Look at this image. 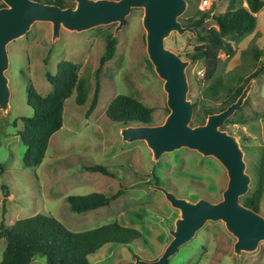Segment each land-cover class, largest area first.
Masks as SVG:
<instances>
[{
    "label": "rangeland",
    "instance_id": "374dc122",
    "mask_svg": "<svg viewBox=\"0 0 264 264\" xmlns=\"http://www.w3.org/2000/svg\"><path fill=\"white\" fill-rule=\"evenodd\" d=\"M185 1L186 9L178 21L185 27L188 20H198L199 13H204L208 18L197 30L201 35L202 30L216 28L210 16L223 14L228 6V0ZM142 16V9L131 10L116 34L117 24L80 33L61 29L54 41L50 23H34L25 36L6 46L9 65L4 75L10 96L7 114L0 111V224L3 222L7 229L16 221L45 215L71 232L117 223L141 234L128 247L103 246L87 259L88 264L152 262L162 255L172 239L168 230L173 229L179 212L154 187L178 199L190 202L203 199L214 204L221 200L227 185L226 172L215 159L180 149L153 162L144 142L123 143L120 131L124 127L107 118L108 105L119 95L132 97L152 108L153 126L163 124L169 114L163 82L146 54ZM256 22L253 33L239 42L233 56L217 54L224 73L239 75L244 69L242 76L248 78L264 69L263 56L253 64L251 59L247 63L241 58L242 52L252 48L264 52V6L256 14ZM110 35L116 41L114 55L101 69L96 108L87 116L95 90V71ZM164 46L188 62L187 100L194 106L189 126H199L196 118L202 105L201 92L206 86L202 82L204 62H192L188 55L197 47H207L206 43L188 32L171 33ZM61 62L80 65L79 77L85 83L86 101L78 106L76 93L65 101L62 127L51 137L43 162L38 167L24 168L25 147L18 132L22 130L20 119L32 114L27 91L32 86L42 96L50 94L52 86L46 74L55 75ZM252 79L242 107L220 128L236 138L243 152L245 174L250 181L247 192L239 198L241 205L260 187L259 167L264 153V71ZM219 106V101L207 104L214 110ZM94 166L103 167L108 174L87 170ZM118 192H121L119 197L108 206L82 214L72 213L66 202L71 196L101 193L110 197ZM258 214L264 217V184ZM234 243L222 222H207L167 264H264V242L254 252L241 253L238 257L233 254ZM5 245L1 239L0 261ZM31 264H46V261L37 256Z\"/></svg>",
    "mask_w": 264,
    "mask_h": 264
},
{
    "label": "water",
    "instance_id": "95a60500",
    "mask_svg": "<svg viewBox=\"0 0 264 264\" xmlns=\"http://www.w3.org/2000/svg\"><path fill=\"white\" fill-rule=\"evenodd\" d=\"M0 111L9 109V89L5 71L8 69L6 46L25 36L34 23H50L52 40L61 29L84 32L95 27L117 24L115 34L125 24L133 9H142V27L145 32L146 54L155 74L163 82L166 106L169 111L163 124L157 126H130L120 131L123 143L144 142L157 162L163 154L180 149L195 151L202 157L215 159L227 175L226 189L217 203L203 199L190 202L176 198L162 188L154 187L164 195L169 205L179 212L171 241L155 261L136 260L132 264H167L178 249L189 242L207 222H222L235 239L233 254L252 253L264 242V217L244 207L239 198L248 190L249 177L245 174L243 152L236 138L220 128L242 107L253 79L239 97L221 112L207 116L203 125L190 127L193 106L187 100L188 82L185 69L188 62L166 49L164 41L171 33L195 36L194 29L183 27L178 19L186 9L185 0H73V8H60L33 0H0Z\"/></svg>",
    "mask_w": 264,
    "mask_h": 264
},
{
    "label": "trees",
    "instance_id": "16d2710c",
    "mask_svg": "<svg viewBox=\"0 0 264 264\" xmlns=\"http://www.w3.org/2000/svg\"><path fill=\"white\" fill-rule=\"evenodd\" d=\"M42 4L56 5L60 8H73L71 0H33ZM245 4V6H243ZM262 0H228V6L223 14L211 15L216 28L202 30L197 33L205 18L199 13L198 20L190 19L185 27L194 29L195 37L207 47H197L188 58L192 62L203 61L204 71L202 82L206 86L202 90L200 113L196 120L203 125L207 116L226 109L239 97L246 84L255 78L264 69L255 71L250 77L242 73H224L220 67L217 54L223 53L227 58L236 52V46L241 40L253 33L256 27V14L263 8ZM4 7L0 1V8ZM209 17V18H210ZM179 20V19H178ZM115 39L110 35L106 38L105 50L99 59L95 71V90L86 115H90L96 108L100 89L99 74L105 63L113 58ZM251 54L249 58L247 55ZM264 52L252 48L251 51L241 53L244 62L251 59L252 64ZM80 65L70 62H61L57 66L55 75L46 74L47 82L52 86V92L45 96L40 95L32 86L27 91V103L32 110L30 117L21 118L22 130L18 132L21 143L25 147L22 158L24 168L38 167L45 158L51 137L58 132L63 124V109L67 99L76 93V104L83 105L87 98L84 81L79 77ZM220 102L218 109L207 107L208 102ZM193 106V105H192ZM194 110V106H193ZM153 109L145 107L139 101L126 95L115 97L106 109L107 118L122 127L153 126ZM235 114V113H234ZM260 187L242 205L256 213L263 198L264 184V153L260 162ZM89 172L107 175L101 166L87 168ZM1 172V168H0ZM121 192L107 197L101 193H92L84 196L66 198L69 210L72 213L82 214L108 206L119 197ZM141 238V234L133 229L117 223L107 224L84 232H71L57 220L45 215L16 221L9 228L0 224V240L4 239L5 248L0 264H31L35 257L45 258L46 264H88V258L97 253L105 245L128 247Z\"/></svg>",
    "mask_w": 264,
    "mask_h": 264
},
{
    "label": "built area",
    "instance_id": "2783aa9c",
    "mask_svg": "<svg viewBox=\"0 0 264 264\" xmlns=\"http://www.w3.org/2000/svg\"><path fill=\"white\" fill-rule=\"evenodd\" d=\"M203 75V74H202Z\"/></svg>",
    "mask_w": 264,
    "mask_h": 264
}]
</instances>
